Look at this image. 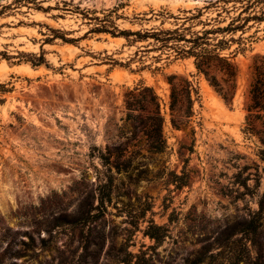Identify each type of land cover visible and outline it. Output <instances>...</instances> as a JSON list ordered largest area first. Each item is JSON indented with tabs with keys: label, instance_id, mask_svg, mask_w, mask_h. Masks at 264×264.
<instances>
[{
	"label": "rangeland",
	"instance_id": "rangeland-1",
	"mask_svg": "<svg viewBox=\"0 0 264 264\" xmlns=\"http://www.w3.org/2000/svg\"><path fill=\"white\" fill-rule=\"evenodd\" d=\"M205 1L31 0L0 18L1 53L43 51L50 65L0 56V264H264V112L248 110L264 21L250 23L252 42L235 59L232 103L193 60L156 63L150 52V68H124L113 60L125 63L136 47L93 32L107 15L120 30L172 28L171 15ZM172 74L200 93L180 130ZM141 83L160 101L163 153L126 120L125 94ZM153 225L160 243L146 235Z\"/></svg>",
	"mask_w": 264,
	"mask_h": 264
},
{
	"label": "trees",
	"instance_id": "trees-1",
	"mask_svg": "<svg viewBox=\"0 0 264 264\" xmlns=\"http://www.w3.org/2000/svg\"><path fill=\"white\" fill-rule=\"evenodd\" d=\"M4 1L10 2L3 4ZM222 2L224 5H220ZM233 2L232 7H226L228 3L226 0L215 2L206 0L202 7L183 11V14L178 16L171 15L174 19L172 28H163L165 21H162L159 27L150 29L120 30L112 20H109L111 15H107L106 19L100 20L105 24L97 27L93 32L122 38L126 41V46L136 47L134 54L125 63L113 60L114 65L124 68L130 69L135 62L141 64L140 70L150 68L152 64H146L144 59L150 52L158 53L152 57L156 63L163 59L167 62L193 60L196 73L204 76L224 101L232 103L239 73L235 59L239 54L245 53L252 42L253 36L245 37L252 28L250 23L254 25L264 21V0H233ZM29 3H32L31 0H0V18L9 16V11L13 9L29 7ZM238 3L240 8L236 6ZM162 15L163 13L159 14ZM61 38L64 42L74 41L64 36ZM0 56L10 65L14 64L11 59L18 58L17 64L28 63L33 68L50 66L43 51L39 55L21 53L18 57L0 52ZM252 68L253 81L249 90L251 103L248 110L264 112V57L255 60ZM160 69L155 66L156 71ZM167 82L170 86L171 124L177 130L187 128L194 116V104L200 99L198 86L178 74L168 76ZM124 102L126 120L131 123L132 128L135 131L140 128L153 152H165L168 145L163 132L164 117L159 98L153 88L141 83L125 94ZM140 112L144 113V116ZM115 150L124 155L127 147L123 150L122 148ZM103 159L111 165L109 157L103 155ZM117 168L120 170L119 167ZM162 230L161 226L153 225L147 229L146 235L160 243L165 237L164 232L160 233Z\"/></svg>",
	"mask_w": 264,
	"mask_h": 264
}]
</instances>
